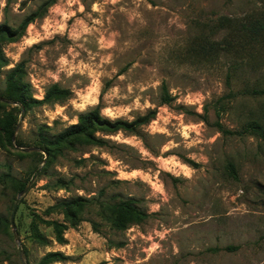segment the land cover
Returning <instances> with one entry per match:
<instances>
[{
    "label": "rangeland",
    "instance_id": "rangeland-1",
    "mask_svg": "<svg viewBox=\"0 0 264 264\" xmlns=\"http://www.w3.org/2000/svg\"><path fill=\"white\" fill-rule=\"evenodd\" d=\"M7 1L0 24L22 36L0 38V94L21 65L34 99L53 84L71 96L15 111L14 139L0 142V264L48 252L71 258L55 264H264V141L216 126L264 128V96L242 94L264 88V0H57L25 30L45 0ZM96 107L110 122L156 117L136 134L98 128L102 146H37L40 128L53 139ZM76 197L91 202L71 228L55 205ZM121 202L145 215L125 231L111 222Z\"/></svg>",
    "mask_w": 264,
    "mask_h": 264
},
{
    "label": "trees",
    "instance_id": "trees-1",
    "mask_svg": "<svg viewBox=\"0 0 264 264\" xmlns=\"http://www.w3.org/2000/svg\"><path fill=\"white\" fill-rule=\"evenodd\" d=\"M8 3L10 0L7 1ZM57 0H45L38 9L27 16L22 23V30L41 18L46 13L47 9L54 5ZM22 36V33L18 34L16 30H11L6 24H0V38L3 36ZM5 59L0 50V67L5 66ZM24 72L21 65L11 69L5 76L4 90L0 94V104L12 105V109L9 112H4L3 116L0 117V142L4 141L11 145L14 138V131L16 126L17 117L14 115L15 111L19 112L21 109L30 110L36 106H42L45 104L62 103L68 100L71 93L67 89L59 87L57 84H53L48 87L42 100H36L30 93V86L24 82ZM226 85L230 88V76L226 79ZM244 95L249 96H264V88L261 89H250L243 91ZM235 94L229 92L228 98H234ZM162 104H169L172 98L167 93L165 87H162ZM223 108V105L219 106V110ZM156 117V112L153 110L147 111L144 115L137 117L132 122H126L117 120L110 122L105 119H101L98 108L96 107L92 111L84 114H80L77 117V123L66 128L63 132L56 135L53 139H49L43 134V129L40 128L38 131L39 140L37 146L41 148L43 152H48L51 147L58 148L61 145L68 143L70 140L78 139L80 137L87 138L93 144L105 145L102 139H96L93 137V133L100 128L101 130L108 133H115L123 131L128 134H136V131L148 125ZM218 132L224 136H241L242 133H250L262 141H264V128L257 122L249 123L246 128L240 131L226 130L222 125L216 123ZM20 146V145H18ZM22 147V146H20ZM229 170L234 174V169L230 165ZM38 172V169L34 172V175ZM24 185H19V191L24 189ZM91 201L76 197L74 199L62 200L55 205L56 208H60L68 219L70 227L76 228L82 221L81 214L84 208ZM145 218L144 213L139 211L132 202H121L114 205L111 210V222L115 229L125 231L129 226L139 223ZM54 230V238L57 244L65 245L67 240L64 238V231L66 226L52 222ZM36 240L42 244H47L45 238L42 237L36 230L33 233ZM225 250L230 251L231 248L227 247ZM71 260L70 257L63 255L61 252H48L44 254L37 264H55V263H66Z\"/></svg>",
    "mask_w": 264,
    "mask_h": 264
},
{
    "label": "water",
    "instance_id": "water-1",
    "mask_svg": "<svg viewBox=\"0 0 264 264\" xmlns=\"http://www.w3.org/2000/svg\"><path fill=\"white\" fill-rule=\"evenodd\" d=\"M13 139H14V138H13ZM24 192H25V191H23L20 195H22ZM15 209H16V205L14 206V209H13L12 215H11V217H10V223H11V227H12V229H13V233H14V235H15V230H14V226H13V215H14ZM15 239H16V241H18L17 236H15ZM20 255H21V254H20Z\"/></svg>",
    "mask_w": 264,
    "mask_h": 264
}]
</instances>
